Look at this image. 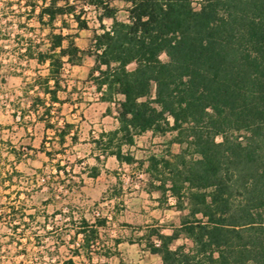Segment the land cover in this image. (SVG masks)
<instances>
[{
	"label": "trees",
	"instance_id": "16d2710c",
	"mask_svg": "<svg viewBox=\"0 0 264 264\" xmlns=\"http://www.w3.org/2000/svg\"><path fill=\"white\" fill-rule=\"evenodd\" d=\"M42 1L38 12V4H29L30 12L51 30L47 42L29 46L26 55L48 73L29 84L39 90L31 110L38 114L44 108L40 118L62 146L68 136L78 143L73 123L46 118L66 102L59 96L65 64L79 66L92 58L90 76L101 99L117 104L119 123L92 133L96 160L114 156L143 166L125 147L148 131L176 132L171 142L184 145L179 153L147 159L150 192H159L161 203L174 198L181 212L171 233L153 227L151 252L161 255L162 264H264V0H124L128 21L119 20L103 0H90L113 24L95 31L89 49L78 46L76 34L63 32L69 28L65 21L55 31L56 19L64 16L88 29L76 4ZM45 143L43 152L52 159ZM100 172L94 165L89 176ZM105 224L80 219L77 255L80 248L93 251ZM182 237L192 245H175Z\"/></svg>",
	"mask_w": 264,
	"mask_h": 264
},
{
	"label": "rangeland",
	"instance_id": "374dc122",
	"mask_svg": "<svg viewBox=\"0 0 264 264\" xmlns=\"http://www.w3.org/2000/svg\"><path fill=\"white\" fill-rule=\"evenodd\" d=\"M89 1L59 0L60 5L76 4L88 29H78L71 16L55 21L56 32L64 21L68 24L63 32L76 34L82 49L92 46L95 31L113 24V19L103 17L104 8ZM103 1L115 9L119 20L128 21L124 0ZM32 3L39 5L38 12L43 1L0 0V264H65L69 259L76 264H162L161 255L148 246L149 234L153 227L171 233L180 224L181 212L173 206L174 198L161 203L160 193L150 192L147 159L152 154L179 153L184 145L171 142L176 132L148 131L137 137L135 146L125 147L145 161L143 166L120 163L114 156L96 160L91 135L119 126L118 106L101 99L90 76L94 60L87 57L79 66L65 64L59 96L66 102L56 104L46 118L59 125L74 124L78 143L68 136L62 146L40 118L44 108L38 114L30 108L39 90L29 84L48 70L26 51L29 46H43L51 30L30 12ZM161 57L168 59L165 54ZM44 142L52 159L43 152ZM94 165L101 167L96 178L89 176ZM82 217L106 224L100 227L93 251L80 248L77 255L83 239L75 237V229ZM184 243L192 245L185 237L175 245Z\"/></svg>",
	"mask_w": 264,
	"mask_h": 264
}]
</instances>
